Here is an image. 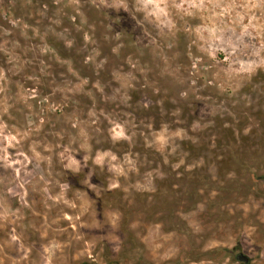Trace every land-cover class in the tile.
I'll return each mask as SVG.
<instances>
[{
  "label": "rangeland",
  "instance_id": "obj_1",
  "mask_svg": "<svg viewBox=\"0 0 264 264\" xmlns=\"http://www.w3.org/2000/svg\"><path fill=\"white\" fill-rule=\"evenodd\" d=\"M239 253L264 264V0H0V264Z\"/></svg>",
  "mask_w": 264,
  "mask_h": 264
},
{
  "label": "trees",
  "instance_id": "obj_2",
  "mask_svg": "<svg viewBox=\"0 0 264 264\" xmlns=\"http://www.w3.org/2000/svg\"><path fill=\"white\" fill-rule=\"evenodd\" d=\"M231 131V130H230ZM234 136V135H233ZM236 142V139L233 137V140L232 139H228V142H229V144H228V147L230 148H228L229 149V152L226 154V159H230L231 158V155L232 154H234L233 153V151L231 150V146H230V144H232V142ZM222 146H224V148H225V146L226 145H224V144H219V147L220 148H223ZM233 159H234V161H233V163H232V165H241V162L239 161V159L237 158V156L235 155L234 157H232ZM192 176H193V179H195V180H198V181H200V182H204V180L202 179V177L199 175V174H197L195 171H192L191 173H190ZM197 176V177H196ZM196 177V178H195ZM200 179V180H199ZM175 185V183H168V184H164L163 186H160V188L157 190V192H156V194L161 198H163L164 200L165 199H167V198H169V196H170V194H171V189H173V186ZM197 189H196V191H197V193H198V195H200L199 194V191L201 190V189H203V185L202 184H198L197 185ZM209 190H218L216 187H213V188H209ZM199 203V202H198ZM120 209H121V212H122V214H123V216H124V218H125V216H126V211H125V209H124V206H122V205H119L118 206ZM123 218V220H126L125 222L127 223L128 222V219H124ZM136 255V253L135 252H133V249H130L127 253H126V256H135Z\"/></svg>",
  "mask_w": 264,
  "mask_h": 264
},
{
  "label": "water",
  "instance_id": "obj_3",
  "mask_svg": "<svg viewBox=\"0 0 264 264\" xmlns=\"http://www.w3.org/2000/svg\"><path fill=\"white\" fill-rule=\"evenodd\" d=\"M236 258L237 260H239L240 262H243V263H248L249 262V257L246 256L245 254L243 253H239L236 255Z\"/></svg>",
  "mask_w": 264,
  "mask_h": 264
},
{
  "label": "flooded vegetation",
  "instance_id": "obj_4",
  "mask_svg": "<svg viewBox=\"0 0 264 264\" xmlns=\"http://www.w3.org/2000/svg\"><path fill=\"white\" fill-rule=\"evenodd\" d=\"M242 264H250V260H249V262L248 263H243V262H241Z\"/></svg>",
  "mask_w": 264,
  "mask_h": 264
}]
</instances>
